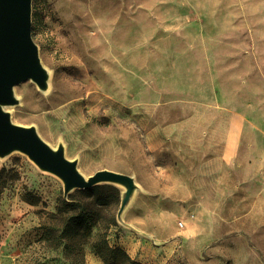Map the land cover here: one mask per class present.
I'll use <instances>...</instances> for the list:
<instances>
[{"label":"rangeland","instance_id":"1","mask_svg":"<svg viewBox=\"0 0 264 264\" xmlns=\"http://www.w3.org/2000/svg\"><path fill=\"white\" fill-rule=\"evenodd\" d=\"M31 36L48 90L23 81L6 110L85 177H133L123 222L122 187L92 206L111 247L142 264H264V0H32ZM81 191L0 158V264H76L53 215Z\"/></svg>","mask_w":264,"mask_h":264},{"label":"water","instance_id":"2","mask_svg":"<svg viewBox=\"0 0 264 264\" xmlns=\"http://www.w3.org/2000/svg\"><path fill=\"white\" fill-rule=\"evenodd\" d=\"M32 0H0V158L19 152L43 172L56 176L63 184V197L72 191L86 190L97 185L112 184L123 188L116 218L128 207L138 185L132 176L103 169L85 177L77 168V161L65 156L59 143L52 148L34 126L12 122L7 107L18 104L14 87L31 80L46 92L50 74L42 65L39 49L31 36Z\"/></svg>","mask_w":264,"mask_h":264},{"label":"trees","instance_id":"3","mask_svg":"<svg viewBox=\"0 0 264 264\" xmlns=\"http://www.w3.org/2000/svg\"><path fill=\"white\" fill-rule=\"evenodd\" d=\"M107 186L109 185H97L82 190L81 192L88 197L87 202H84L83 205L82 203L63 201L58 207L57 213L53 216L63 220L59 236L65 242L64 249L68 254L76 250L77 255L79 254V261L76 264H84L85 248L96 254L104 264H142L132 259L122 248L111 247L105 233L100 232V224L92 217V206L103 209L109 207L110 202L101 197L102 190ZM82 206L84 207L80 209ZM68 209L76 211V213L68 214ZM112 224H116L114 219L105 228ZM93 231H95L94 234Z\"/></svg>","mask_w":264,"mask_h":264}]
</instances>
